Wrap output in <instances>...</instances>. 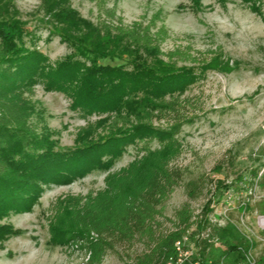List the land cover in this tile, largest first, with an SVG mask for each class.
Returning a JSON list of instances; mask_svg holds the SVG:
<instances>
[{
  "label": "trees",
  "instance_id": "1",
  "mask_svg": "<svg viewBox=\"0 0 264 264\" xmlns=\"http://www.w3.org/2000/svg\"><path fill=\"white\" fill-rule=\"evenodd\" d=\"M9 1L0 0V212L26 208L27 190L34 179L52 176L70 183L101 162V148L110 145L106 151H113L115 144L138 142L134 160L108 173L104 189L57 199L50 230L55 239L72 240L85 249L86 264H103L117 244L132 246L136 240L146 250L135 264H165L195 216L184 205L174 215V224L181 228L170 233L163 232L158 221L182 180V170L171 164L183 155L180 134L195 119L189 110L195 108L197 99L187 93L194 81L205 77L207 69L228 66L222 48L214 45L201 51L191 45H175L165 51L163 46L172 37L161 9L126 24L120 0H88L97 12L93 22L73 9L69 0H45L47 6L51 4L55 32L83 60L78 64L85 94L100 92L97 96H103L100 102L106 107L105 116L78 129L81 147L66 157L53 152L47 127L39 129L32 123L35 117L42 118L35 87L47 58L25 47L24 29L17 26ZM101 60L124 63L102 65ZM179 63L201 66V71L196 75L190 71L188 76L194 77L188 81L187 73L177 71ZM78 64L70 65L72 70L69 66L59 70L73 73ZM53 164L49 171L39 172ZM197 185L195 181L188 184L190 198ZM208 208L202 218L197 217L194 236L208 228ZM17 234L11 227H0V241ZM213 238L218 239V246L210 241ZM200 246L204 259L212 264H243L254 241L228 221L223 227H212L210 237Z\"/></svg>",
  "mask_w": 264,
  "mask_h": 264
},
{
  "label": "rangeland",
  "instance_id": "2",
  "mask_svg": "<svg viewBox=\"0 0 264 264\" xmlns=\"http://www.w3.org/2000/svg\"><path fill=\"white\" fill-rule=\"evenodd\" d=\"M44 1L11 0L9 6L17 26L24 29L25 47L47 58L37 73L35 87L42 118L35 117L32 123L39 129L45 125L53 152L68 157L81 147L78 129L105 116L106 107L100 102L103 96H97L100 92L85 94L86 84L78 64L83 60L55 32L56 22L49 14L51 4L47 6ZM69 1L82 17L96 21L94 4L88 0ZM159 9L172 37L164 44L165 51L175 45H191L201 51L220 46L228 66L209 68L204 78L191 84L187 96L197 99L195 108L189 110L195 119L183 128L180 141L184 153L171 164L182 170V180L158 221L164 231L184 205L201 215L209 205L207 216L234 223L254 241L251 255L264 264V0L119 2L126 24ZM74 63L78 64L76 72L69 73ZM87 65L93 68L92 62ZM64 66H69L66 74L59 70ZM200 67L179 63L176 69L187 73L190 81ZM138 146V142H132L115 144L111 146L113 151H106L110 145L101 148V162L83 170L70 183L52 176L34 179L27 190L30 199L26 208L0 212V227L18 231L0 241V264H86L85 249L72 240L52 235L51 210L59 198L104 189L107 174L132 162ZM54 167H41L39 172ZM193 181L198 184L197 192L190 198L188 184ZM145 250L140 240L132 246L117 244L103 264H135L136 257Z\"/></svg>",
  "mask_w": 264,
  "mask_h": 264
},
{
  "label": "built area",
  "instance_id": "3",
  "mask_svg": "<svg viewBox=\"0 0 264 264\" xmlns=\"http://www.w3.org/2000/svg\"><path fill=\"white\" fill-rule=\"evenodd\" d=\"M198 216L199 218H202L201 214L195 213V216L192 219V227L188 229L186 233H184V235L175 242L173 254L165 262V264H212V261L204 259L200 242L210 237L212 227H223L227 224L228 221L222 222L221 220L208 217L210 223L208 228L202 233L194 236L193 233L197 230L198 226ZM174 222L175 218L172 219L169 229L163 231V228H161V230L165 233L177 231L181 227H177ZM210 241L214 242L216 246L219 245V241L217 238H213ZM243 264H256V261L251 253L247 256L246 261Z\"/></svg>",
  "mask_w": 264,
  "mask_h": 264
}]
</instances>
